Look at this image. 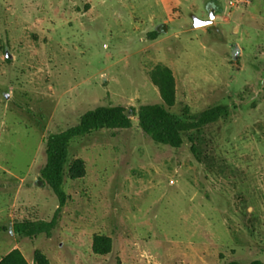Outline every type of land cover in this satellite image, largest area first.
<instances>
[{
    "label": "rangeland",
    "instance_id": "1",
    "mask_svg": "<svg viewBox=\"0 0 264 264\" xmlns=\"http://www.w3.org/2000/svg\"><path fill=\"white\" fill-rule=\"evenodd\" d=\"M158 64L175 76L172 112L228 114L178 148L136 116L75 137L67 165L86 172L66 174L51 235L16 234L59 206L38 183L48 135L99 105L161 103ZM98 233L107 254L92 249ZM13 248L31 264L36 249L51 264L264 262V0H0V258Z\"/></svg>",
    "mask_w": 264,
    "mask_h": 264
},
{
    "label": "trees",
    "instance_id": "2",
    "mask_svg": "<svg viewBox=\"0 0 264 264\" xmlns=\"http://www.w3.org/2000/svg\"><path fill=\"white\" fill-rule=\"evenodd\" d=\"M158 32H152V38ZM152 82L158 87L162 102L142 104L138 109L123 105H99L83 113L79 123L64 131L50 133L46 139L47 160L41 170V182L48 184L57 197L59 206L53 218L47 220H24L15 223L14 231L20 236L34 237L41 233L51 235L57 225L59 211L65 205L67 194L64 189L66 174L72 178L85 175V161L74 159L69 165V146L75 137H82L103 128L122 129L133 125L132 117L136 116L140 128L155 142L180 147L184 143V135L199 132L205 126L218 121L228 114L226 105L212 106L199 114H192L185 106L181 114L170 110L177 100L176 80L172 69L158 64L150 73ZM189 140L194 147V136L189 134ZM92 249L97 254H107L112 250V238L105 234L93 236ZM0 264H31L19 248H13L0 258ZM33 264H51L48 256L39 249L34 252ZM251 264H264L261 260H254Z\"/></svg>",
    "mask_w": 264,
    "mask_h": 264
},
{
    "label": "water",
    "instance_id": "3",
    "mask_svg": "<svg viewBox=\"0 0 264 264\" xmlns=\"http://www.w3.org/2000/svg\"><path fill=\"white\" fill-rule=\"evenodd\" d=\"M213 16H214V14H213ZM208 23V21H197V24L198 25H204V24H207ZM157 30H164V31H166L167 30V26H166V24H160L158 27H157ZM6 57L7 58H11L12 57V55L8 52V51H6ZM6 96L8 97L9 96V93H7L6 94Z\"/></svg>",
    "mask_w": 264,
    "mask_h": 264
},
{
    "label": "crops",
    "instance_id": "4",
    "mask_svg": "<svg viewBox=\"0 0 264 264\" xmlns=\"http://www.w3.org/2000/svg\"><path fill=\"white\" fill-rule=\"evenodd\" d=\"M41 181L40 180H38V183H40Z\"/></svg>",
    "mask_w": 264,
    "mask_h": 264
}]
</instances>
